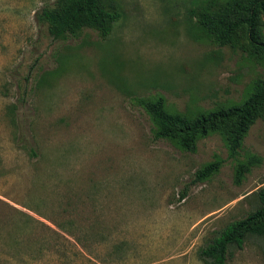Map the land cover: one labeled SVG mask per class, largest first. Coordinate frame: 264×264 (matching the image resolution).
<instances>
[{
  "label": "rangeland",
  "instance_id": "obj_1",
  "mask_svg": "<svg viewBox=\"0 0 264 264\" xmlns=\"http://www.w3.org/2000/svg\"><path fill=\"white\" fill-rule=\"evenodd\" d=\"M114 2L106 37L53 38L38 15L54 0H0V264H203L199 247L258 204L264 118L234 158L218 133L187 152L153 138L137 99L207 110L242 100L261 68L189 35L194 0ZM247 154L261 162L237 184ZM227 264H264V234L229 245Z\"/></svg>",
  "mask_w": 264,
  "mask_h": 264
},
{
  "label": "trees",
  "instance_id": "obj_2",
  "mask_svg": "<svg viewBox=\"0 0 264 264\" xmlns=\"http://www.w3.org/2000/svg\"><path fill=\"white\" fill-rule=\"evenodd\" d=\"M38 18L47 23L53 38L74 36L86 27L106 37L120 12L114 0H54V5L43 8ZM187 23L193 39L240 49L246 59L261 68L247 94L239 102L190 113L168 111L161 95L139 98L137 102L149 115L154 139H165L181 150L194 152L201 137L218 133L234 158L250 127L264 118V0H194ZM12 109L11 119L17 127L13 105ZM31 152L35 153L33 149ZM260 162L261 158L255 154L237 160L235 183H241L245 174ZM220 164L219 159L204 164L195 171L192 182L205 181L218 172ZM255 195L258 204L254 210L227 223L199 247L198 257L203 264H227L229 245L241 247L250 231L264 234V185ZM53 231L59 235L57 230Z\"/></svg>",
  "mask_w": 264,
  "mask_h": 264
}]
</instances>
